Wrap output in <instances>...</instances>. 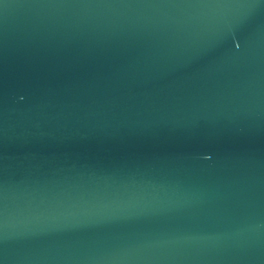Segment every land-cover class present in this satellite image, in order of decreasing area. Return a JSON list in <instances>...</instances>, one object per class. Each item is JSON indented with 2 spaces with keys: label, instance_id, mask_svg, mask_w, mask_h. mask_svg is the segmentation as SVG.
Here are the masks:
<instances>
[{
  "label": "water",
  "instance_id": "1",
  "mask_svg": "<svg viewBox=\"0 0 264 264\" xmlns=\"http://www.w3.org/2000/svg\"><path fill=\"white\" fill-rule=\"evenodd\" d=\"M0 264H264V0H0Z\"/></svg>",
  "mask_w": 264,
  "mask_h": 264
}]
</instances>
